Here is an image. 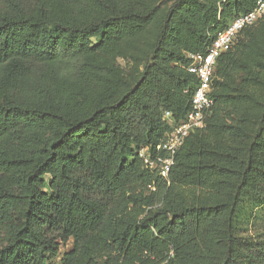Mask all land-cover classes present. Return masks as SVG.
<instances>
[{
	"label": "trees",
	"instance_id": "obj_1",
	"mask_svg": "<svg viewBox=\"0 0 264 264\" xmlns=\"http://www.w3.org/2000/svg\"><path fill=\"white\" fill-rule=\"evenodd\" d=\"M256 2L0 0V264H264L237 235L246 203L264 216V61L239 56L264 18L218 59L169 178L140 157L192 108L190 55ZM166 3L126 79L117 59Z\"/></svg>",
	"mask_w": 264,
	"mask_h": 264
},
{
	"label": "built area",
	"instance_id": "obj_2",
	"mask_svg": "<svg viewBox=\"0 0 264 264\" xmlns=\"http://www.w3.org/2000/svg\"><path fill=\"white\" fill-rule=\"evenodd\" d=\"M264 18V0H257L255 7L235 19L224 31L218 33L206 53L191 54L188 72L195 75L198 85L192 98V108L186 119L177 125L167 139L156 147L155 156L147 149L140 152L144 164L150 170H158L160 176L168 179L176 165V156L191 133L206 127L209 114L214 106L211 97L212 84L218 59L233 51L240 34L258 24ZM185 93H188L186 91ZM170 114L167 112L166 117Z\"/></svg>",
	"mask_w": 264,
	"mask_h": 264
},
{
	"label": "rangeland",
	"instance_id": "obj_3",
	"mask_svg": "<svg viewBox=\"0 0 264 264\" xmlns=\"http://www.w3.org/2000/svg\"><path fill=\"white\" fill-rule=\"evenodd\" d=\"M143 1L148 5L157 6L161 1L165 0ZM169 5L170 3H166L161 7L156 22L140 38L128 42L123 57L117 59V64L120 65L126 79L134 80L139 73H141L143 65L151 52L152 43L155 41L156 30L161 21L162 15ZM246 55H252L253 57H256V59L264 61V29H260L256 32L253 38L246 41L245 50L244 52L239 53V56L244 57ZM229 74L232 78H235L237 82H240L241 72H230ZM218 80L221 81L220 78H218ZM237 231L238 237L243 240L254 243L264 242V216L262 215V211L259 210V208L252 206L251 203H246L240 210ZM70 249L71 246H65V248L62 249V253L65 250Z\"/></svg>",
	"mask_w": 264,
	"mask_h": 264
}]
</instances>
